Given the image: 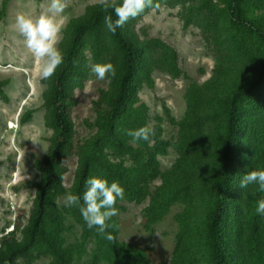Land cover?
<instances>
[{
	"label": "rangeland",
	"instance_id": "374dc122",
	"mask_svg": "<svg viewBox=\"0 0 264 264\" xmlns=\"http://www.w3.org/2000/svg\"><path fill=\"white\" fill-rule=\"evenodd\" d=\"M65 3L63 12L55 16L60 26L56 47L61 52L71 23L91 18L92 11L103 5L102 0ZM49 4L50 0H0V258L25 241L36 212L37 185L42 182L37 161L54 148L55 128L47 106L49 84L42 75V62L25 47L15 26L19 14L37 17L48 13ZM220 8V4L218 9L207 7L203 0H153V7H146L120 28L128 41L143 48L129 102L139 121L129 116L123 121H130L132 129L137 123L152 128L165 146L157 157L156 173L147 172L143 183L130 179L132 185L125 186L119 182L124 199L117 200L119 213L107 222L115 225L110 228L119 243L135 248L137 264H212L203 228L207 192L200 185L210 167L221 160L215 133L219 128L221 135L226 133L225 112L232 94L249 87L258 70L255 61L236 46ZM109 62L116 68L114 78L99 80L91 73L92 65ZM124 62L123 51L105 25L99 35L85 37L80 65L90 73L84 87L73 95L75 149L62 164V187L52 191L49 201L57 216L49 213L43 223L64 254L54 255L45 241L38 240V247L20 253L14 264H125L110 249L106 236L88 228L79 208L65 203L67 194L75 195L82 150L100 129L95 102L103 92L104 106L112 105ZM240 108L247 126L240 145L246 163L243 176L247 164L251 167L257 162L264 169V160L257 154L261 151L264 159V96L255 108ZM107 153L110 163L133 164L128 148L120 157ZM96 169L92 176L117 181L113 171L97 165ZM189 183H199L191 193L186 188ZM237 196L243 212L232 213L230 221L236 218L245 228V259L249 264H264V244L256 242L264 235L262 216H253L256 211L241 188ZM229 227L234 229V223ZM253 231L260 234L250 243Z\"/></svg>",
	"mask_w": 264,
	"mask_h": 264
},
{
	"label": "trees",
	"instance_id": "16d2710c",
	"mask_svg": "<svg viewBox=\"0 0 264 264\" xmlns=\"http://www.w3.org/2000/svg\"><path fill=\"white\" fill-rule=\"evenodd\" d=\"M119 1L117 4H119ZM205 6L219 8L226 16V22L231 29V35L236 46L245 51L258 66L257 75L247 88H241L232 94L225 112V135H221V128L216 131V141L221 149V160L215 162L206 172L204 180L200 185L207 192V209L204 215V234L211 249L212 264H249L245 259V234L244 227L239 220L230 221L232 213L241 215L243 206L238 202L237 193L240 190L242 172L246 163L242 161V151L240 145L246 137L247 126L242 116L240 106L255 108L260 99L264 96V0H203ZM111 14L113 20L117 17L110 8L108 13L104 11V5L92 11V17L78 22H72L70 36L66 42L63 54V63L57 67L55 73L45 82L49 84L47 93V106L50 117L55 128L54 148L52 153L44 159L37 161V166L42 174V182L37 185V206L32 217L30 226L26 230L23 245H16L9 248V252L0 258V264H14L17 256L23 251L37 248V241H45V245L54 253L62 257L64 251L60 248L58 240L43 228L45 217L50 213L56 217L49 207L52 191L60 190L62 187V164L67 156L75 148L73 144L74 122L71 117L73 108V95L76 89H82L88 79L89 71L86 66L80 65V55L84 45L85 37L90 33L99 35L104 26V16ZM116 45L125 55V62L118 81V90L109 108L104 106L105 96L101 93L100 99L95 102V108L100 119V127L93 140L85 144L82 150L83 159L78 174V183L75 188V195L82 198L85 191V181L97 172L96 165L104 170H111L115 174V180L125 186L134 183H143L146 174L157 172V157L164 153V143L155 134L151 137L152 144L146 141L135 143L133 148L129 142L132 138L125 134V130H135L143 127L138 124L132 129L130 121H123L129 116L136 121L129 107L131 101V82L135 73L140 70V60L143 48L128 41L118 28L116 33H111ZM252 67V65L250 64ZM2 83H0V91ZM129 141V142H128ZM132 143V142H131ZM134 144V143H133ZM128 148L132 153L133 164L129 167H122L121 164L110 163L107 151H111L113 157H120L122 151ZM259 158L261 151L258 150ZM140 157L143 161H140ZM217 157V156H216ZM189 164V163H188ZM251 164V162H249ZM248 171L261 170L256 162L248 166ZM179 171L176 170L175 172ZM199 183H189L186 187L189 193L195 191ZM243 193L248 195V203L251 200L253 212L256 211L257 201L264 198V192L259 190L257 184H251ZM251 195V198H250ZM83 203L81 199V204ZM254 217H257L255 212ZM264 227V216L261 217ZM234 223V229L230 225ZM239 223V224H238ZM237 224V226H236ZM253 227H257L253 224ZM237 231V236L233 235ZM253 231L249 235L250 243L259 234ZM264 234V232H262ZM111 234L114 239L108 240L111 250L121 255L125 264H137L133 254L137 251L132 246L119 243L114 231L106 229V234ZM260 235V240L256 242L264 244ZM249 242V241H247ZM257 244V246H258Z\"/></svg>",
	"mask_w": 264,
	"mask_h": 264
},
{
	"label": "clouds",
	"instance_id": "9594fccd",
	"mask_svg": "<svg viewBox=\"0 0 264 264\" xmlns=\"http://www.w3.org/2000/svg\"><path fill=\"white\" fill-rule=\"evenodd\" d=\"M105 13L111 8L117 17L113 20L111 14L104 16V25L107 31L115 34L118 28H122L130 18H135L144 12L146 7H153V0H102ZM66 7L65 0H50L48 13L32 17L27 14H19L16 18V29L24 38L25 47L42 62V75L50 78L57 67L63 63V54L56 47L60 26L55 19L57 14L63 12ZM155 7H159L156 5ZM91 73L99 80L106 76L114 78L116 68L112 63H97L91 66ZM125 134L132 138V143L146 141L151 143V137L155 135L152 128L143 126L135 130H125ZM251 184H257L259 190L264 192V169L252 170L242 176L240 188H247ZM125 190L119 181L109 183L108 180L90 176L85 181V191L82 198L67 194L65 203L67 206H77L79 212L89 229L95 228L101 236H105L106 229L115 227L107 223L119 213L116 207L117 200L124 199ZM81 199L83 203L81 204ZM256 213L264 216V198L257 201ZM106 239L113 240L111 234Z\"/></svg>",
	"mask_w": 264,
	"mask_h": 264
},
{
	"label": "bare ground",
	"instance_id": "6f19581e",
	"mask_svg": "<svg viewBox=\"0 0 264 264\" xmlns=\"http://www.w3.org/2000/svg\"><path fill=\"white\" fill-rule=\"evenodd\" d=\"M10 128H12V129H13V128H14V125H13V124H11V125H10Z\"/></svg>",
	"mask_w": 264,
	"mask_h": 264
}]
</instances>
